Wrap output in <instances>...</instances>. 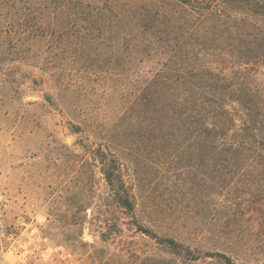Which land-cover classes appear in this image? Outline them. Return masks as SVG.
Wrapping results in <instances>:
<instances>
[{
	"label": "rangeland",
	"instance_id": "1",
	"mask_svg": "<svg viewBox=\"0 0 264 264\" xmlns=\"http://www.w3.org/2000/svg\"><path fill=\"white\" fill-rule=\"evenodd\" d=\"M32 1L19 20L20 33L28 31L22 44L7 45L0 28V192L11 198L9 221L36 228L64 257L60 264H221L175 254L161 238L223 252L234 264H264V180L216 174L192 158L190 132L164 131L157 101L141 120L131 110L134 81L165 59L139 62L129 53L149 33L192 42L190 11L162 0L156 18L133 9L108 14L107 24L97 16L95 27H109L124 15L101 45L97 29L90 41L75 38L76 21L67 18L72 39L62 46L58 26L39 10L45 0ZM42 18L54 35L49 43L37 39ZM114 42L119 51L111 54ZM101 147L128 168L135 215L116 205L101 173Z\"/></svg>",
	"mask_w": 264,
	"mask_h": 264
},
{
	"label": "trees",
	"instance_id": "2",
	"mask_svg": "<svg viewBox=\"0 0 264 264\" xmlns=\"http://www.w3.org/2000/svg\"><path fill=\"white\" fill-rule=\"evenodd\" d=\"M161 2L45 0L39 10L42 15L48 16L50 26L52 23L58 26L59 29H53L61 35L58 36L62 46L72 39L71 33L67 31L70 25L67 18L76 21V33H73L75 38H80L81 42L90 41L92 38L88 34L97 29L101 45L106 31L121 23L124 15L118 14L109 27L105 25L107 20L104 17L118 10L122 13L124 9L139 10L143 15L144 12L150 13V10L154 13L159 10ZM170 2L180 12L190 11L192 42L177 37H168L167 41H163L160 35L149 33L142 39L146 43L143 48L131 50L130 56H135L139 62L159 57L165 59L162 65L151 70L147 76L134 81L136 91L131 110L137 114L136 120L142 119L141 113L145 106L151 108L152 101H157L156 106H160L163 112L164 131L174 128L180 136L185 130L190 132L192 158L206 161L216 174L264 180V0ZM32 3V0H0V28H4L9 35L7 45H19L26 40L28 31L25 30L23 35L20 33L24 29L19 20L28 18L30 8L25 13L22 11ZM146 3L153 8H148ZM156 12L155 18L158 17ZM97 16H101L105 23L100 27L94 25ZM44 18L41 19V34L37 39L49 43L54 35L47 32ZM57 18L61 19L62 25ZM138 27H143V24ZM170 27L175 29L177 24ZM17 33L21 34L20 41H14ZM187 34L190 36L189 31ZM118 46L114 42L111 54L119 51ZM61 50L66 52L63 47ZM84 50L82 54L86 52ZM98 52L101 54L100 50ZM168 138L164 136V140ZM99 153L101 173L113 192L116 205L135 215L137 203L134 193L127 186L128 168L116 153L108 155L102 147ZM145 233L152 238L157 237L152 229H145ZM159 242L168 244L175 254L183 255L185 252L194 261L212 258L221 264H234L223 252L203 254L201 250H191V247L171 238H161Z\"/></svg>",
	"mask_w": 264,
	"mask_h": 264
},
{
	"label": "built area",
	"instance_id": "3",
	"mask_svg": "<svg viewBox=\"0 0 264 264\" xmlns=\"http://www.w3.org/2000/svg\"><path fill=\"white\" fill-rule=\"evenodd\" d=\"M11 198L0 192V264H60L49 240L36 228L11 223Z\"/></svg>",
	"mask_w": 264,
	"mask_h": 264
}]
</instances>
